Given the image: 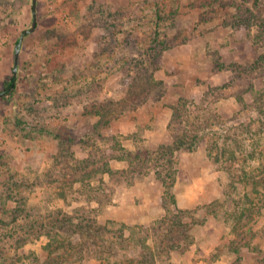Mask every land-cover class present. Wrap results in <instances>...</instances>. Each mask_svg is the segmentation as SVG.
Returning a JSON list of instances; mask_svg holds the SVG:
<instances>
[{
  "label": "rangeland",
  "instance_id": "1",
  "mask_svg": "<svg viewBox=\"0 0 264 264\" xmlns=\"http://www.w3.org/2000/svg\"><path fill=\"white\" fill-rule=\"evenodd\" d=\"M36 11L6 94L32 0H0V264H264V0H37ZM166 110L167 142L112 125L124 114L152 127ZM174 135L196 143L172 165L158 150L150 169L111 166L115 143L156 149ZM139 180L121 200L120 184ZM157 191L161 212L148 202Z\"/></svg>",
  "mask_w": 264,
  "mask_h": 264
},
{
  "label": "trees",
  "instance_id": "2",
  "mask_svg": "<svg viewBox=\"0 0 264 264\" xmlns=\"http://www.w3.org/2000/svg\"><path fill=\"white\" fill-rule=\"evenodd\" d=\"M133 48H134V46H133ZM152 56L154 57V53H152ZM15 79H16L15 78V74L13 73L10 81L4 87V90L5 91L7 90L6 94L7 93L10 94L13 91V89L15 88V83H14ZM1 92H3V91H0V95H1ZM2 96L4 98V95H2ZM182 99H183V97H180L178 99V101L174 104L173 117H175V118L180 116V114H179L180 112L182 114V106H183L182 103L184 102V100H182ZM191 103H193V101ZM101 115L102 116L103 115L107 116L106 111H103ZM169 126H170V123H169ZM114 138H115V136H114ZM195 143H194V145H195ZM114 145L115 146H114L113 150H117V152H119V153L117 155L113 154L112 155L113 158H117V159H120V160H126L127 163H128V166H127L126 169H123L122 171L118 170L117 172L128 173V171H129L132 174L135 173L137 169H139L138 172H141V170L143 168H145V170L150 169V166L147 163L151 160L152 155L158 150H161L162 154L164 156L168 157V164L172 165L173 157L175 155V152L178 149L183 148V147H187L188 149H191V147H194L193 143H187V141H185L182 137H178V135H176V136L174 135V138H173L172 142H170V143H162L156 149H149V148H146V147H141V146L139 147L138 146L134 150H129L126 147H123L122 144H116L115 143ZM109 155H110V153H109ZM106 164L107 163H105V164L103 163V165H102L103 168L105 167ZM170 169H171V167L168 168V170H170ZM105 171H107L108 173L114 172V170L109 165H108V167H106ZM172 172H173V170L170 173H166L165 174L166 177L171 176L170 174ZM165 184H166V182H165ZM171 198H172L173 202H175V198H174L173 195H171ZM176 212L180 213V214L175 215L176 218H181V214L182 213L184 214V213L188 212V210L183 209V208H181V209L179 208L178 211H176ZM163 220H164V217L160 218V220L158 222L161 223V222H163ZM171 225H172V223H171ZM102 227H99V229H101ZM144 246H146V244L142 243V248ZM243 246L249 247V245L247 243H243ZM147 248H149V247H147ZM239 249H240L239 247H235L232 250L234 252L238 253ZM148 253L151 254V251H148Z\"/></svg>",
  "mask_w": 264,
  "mask_h": 264
},
{
  "label": "crops",
  "instance_id": "3",
  "mask_svg": "<svg viewBox=\"0 0 264 264\" xmlns=\"http://www.w3.org/2000/svg\"><path fill=\"white\" fill-rule=\"evenodd\" d=\"M165 112H166L165 113L166 114L165 117L163 119H161V120L158 119L157 121H159V122L157 123V125L152 122L153 123V125L151 124L152 127H148L147 126V123H149L148 120H145V122H144L139 117L137 118L135 115H124V114H121L118 118L113 119L112 120L113 121L112 125L115 126V130L120 132L122 135L129 134V138L127 140H133L134 135L136 136V134H137L135 132L138 131L139 126H142L145 129L144 133H142V136H143L142 138H143L144 142H147V144L148 143H153L155 145L157 143H161L162 141L163 142H167V138H168V136H167V128H168V124H169V120H170L171 111L170 110L169 111L166 110ZM151 115H153V114L150 113V116ZM157 115H156V117H157ZM131 116H133V117H131ZM150 128H154V130L152 131ZM148 132H150V133H148ZM151 134H153V135L151 136ZM155 138H157L156 140H158L160 138H162V139L166 138V139L159 140V141H157V143H154ZM180 154L181 153L179 152V155ZM110 161H111V166H115L116 168H125V167L128 166V163L126 162V160H120V159H117V158H113ZM141 182H142V180H139V183L135 182L133 185H131V184L128 185V183H127V184H125V186L123 185L125 182L120 184L121 185V188L119 189V191L121 190L120 199L125 201V202H129V204L131 202H133L134 196H135V194H134L135 191H133V189L136 188L137 185H140ZM148 182H149V184H154L155 180L154 179H149ZM141 186L144 188V185L141 184ZM123 188H125V190ZM126 188L128 189V191H127ZM144 189H143V191H144ZM139 193H140V195L145 196L147 193H149V191L145 192V193H143V192L142 193L139 192ZM114 195H115V198H116V196L118 197L117 191H115ZM154 196L156 197L157 200L154 198L153 200L150 199L148 202L149 203H153L151 206L153 208H155V209L157 208L158 210H160L159 212H161V210H162V208L160 206L161 204H159V207H158V202H157L158 201V191H157V194L154 195ZM81 199H82V197H81ZM159 203H160V199H159ZM145 205L142 206L144 211L147 210V207ZM129 209L130 210H134L133 205H130ZM145 212L148 213L149 210H147ZM123 219H125V217H123ZM216 261H218V260H215L213 262H212V260H210L209 263L210 264L216 263Z\"/></svg>",
  "mask_w": 264,
  "mask_h": 264
},
{
  "label": "water",
  "instance_id": "4",
  "mask_svg": "<svg viewBox=\"0 0 264 264\" xmlns=\"http://www.w3.org/2000/svg\"><path fill=\"white\" fill-rule=\"evenodd\" d=\"M36 6H37V0H32V16H33V19H32V23H31V26L28 28V29H25L16 45H15V57H14V66H13V72L14 74L16 75L17 73V68H18V60H19V54H20V47H21V42H22V39L24 37V34L25 33H28V32H31L33 31L35 28H36V24H37V11H36Z\"/></svg>",
  "mask_w": 264,
  "mask_h": 264
}]
</instances>
